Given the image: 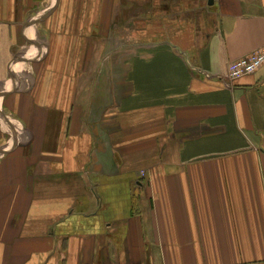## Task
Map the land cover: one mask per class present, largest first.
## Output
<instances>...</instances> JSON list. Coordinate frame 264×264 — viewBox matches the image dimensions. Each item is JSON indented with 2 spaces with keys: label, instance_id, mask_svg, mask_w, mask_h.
Masks as SVG:
<instances>
[{
  "label": "crops",
  "instance_id": "crops-1",
  "mask_svg": "<svg viewBox=\"0 0 264 264\" xmlns=\"http://www.w3.org/2000/svg\"><path fill=\"white\" fill-rule=\"evenodd\" d=\"M112 3L0 0V264H264V0L106 50Z\"/></svg>",
  "mask_w": 264,
  "mask_h": 264
},
{
  "label": "rangeland",
  "instance_id": "rangeland-1",
  "mask_svg": "<svg viewBox=\"0 0 264 264\" xmlns=\"http://www.w3.org/2000/svg\"><path fill=\"white\" fill-rule=\"evenodd\" d=\"M173 1L175 0H114L112 4L116 6L115 18H120L121 24L119 26H125V29L117 34V31L112 29L113 25L111 26V29L106 33L108 41L106 50L109 48L117 50V48L124 46L130 47L139 44V34L137 33L136 36V31H140V28L138 29L140 26H149L147 30H143L146 34L144 33L140 36L142 41L158 40L167 36L168 30L173 31V29L176 30L182 27L184 29L185 27L179 24V20H181L180 17L183 14H187L189 11H185L184 9L172 12L170 7ZM194 1L197 2L198 0ZM174 7L175 9H181L179 8L181 6L178 4H175ZM197 7L193 10V15L196 18L200 13L205 11V8ZM140 21L146 23L138 24ZM41 36L43 37V35Z\"/></svg>",
  "mask_w": 264,
  "mask_h": 264
},
{
  "label": "built area",
  "instance_id": "built-area-1",
  "mask_svg": "<svg viewBox=\"0 0 264 264\" xmlns=\"http://www.w3.org/2000/svg\"><path fill=\"white\" fill-rule=\"evenodd\" d=\"M262 65H264V46L246 56L231 60L228 65L227 77L230 80L242 78L255 73Z\"/></svg>",
  "mask_w": 264,
  "mask_h": 264
}]
</instances>
